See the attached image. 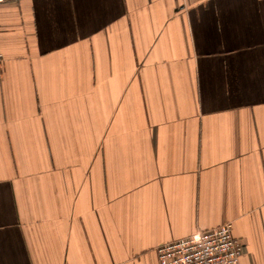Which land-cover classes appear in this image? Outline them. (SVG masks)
<instances>
[{
	"label": "crops",
	"instance_id": "0c3cea01",
	"mask_svg": "<svg viewBox=\"0 0 264 264\" xmlns=\"http://www.w3.org/2000/svg\"><path fill=\"white\" fill-rule=\"evenodd\" d=\"M0 51V264H158L227 223L264 264V0L3 3Z\"/></svg>",
	"mask_w": 264,
	"mask_h": 264
},
{
	"label": "built area",
	"instance_id": "2783aa9c",
	"mask_svg": "<svg viewBox=\"0 0 264 264\" xmlns=\"http://www.w3.org/2000/svg\"><path fill=\"white\" fill-rule=\"evenodd\" d=\"M19 1L0 0V4ZM231 227L223 224L159 246L158 264H240L243 245L232 236Z\"/></svg>",
	"mask_w": 264,
	"mask_h": 264
},
{
	"label": "snow or ice",
	"instance_id": "6c2138e0",
	"mask_svg": "<svg viewBox=\"0 0 264 264\" xmlns=\"http://www.w3.org/2000/svg\"><path fill=\"white\" fill-rule=\"evenodd\" d=\"M103 25H101L102 27ZM96 29H93V31H95ZM90 33L88 32H82L81 33V36L79 38H84L85 36H89ZM60 39L64 42V43H71L73 40H76L78 39V37L75 35V34H72L71 36H67V35H64V36H61Z\"/></svg>",
	"mask_w": 264,
	"mask_h": 264
}]
</instances>
